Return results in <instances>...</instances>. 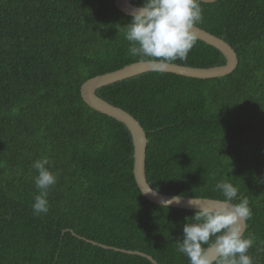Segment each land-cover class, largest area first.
Listing matches in <instances>:
<instances>
[{
    "label": "trees",
    "instance_id": "trees-1",
    "mask_svg": "<svg viewBox=\"0 0 264 264\" xmlns=\"http://www.w3.org/2000/svg\"><path fill=\"white\" fill-rule=\"evenodd\" d=\"M201 7L197 26L238 55L233 73L203 80L151 71L97 95L145 129L154 189L220 200L218 182L238 188L252 213L248 254L264 264V0ZM131 21L115 0H0V264H153L100 244L189 264L177 241L196 211L144 197L131 132L81 94L88 80L143 62L129 53L123 27ZM170 63L213 68L226 58L197 39ZM44 158L57 182L48 212L36 214L32 165Z\"/></svg>",
    "mask_w": 264,
    "mask_h": 264
},
{
    "label": "clouds",
    "instance_id": "clouds-1",
    "mask_svg": "<svg viewBox=\"0 0 264 264\" xmlns=\"http://www.w3.org/2000/svg\"><path fill=\"white\" fill-rule=\"evenodd\" d=\"M202 0H143L132 13V21L125 27L130 43L129 53L143 62L165 66L183 60L194 47L196 26L203 20ZM47 158L38 159L32 167L39 195L32 205L36 214L48 212V189L56 184V175L49 170ZM223 199L211 206H202L191 198L188 203L197 209L183 227L177 241V251L185 255L189 264H254L248 250L252 238H245L246 221L251 217L249 201L238 196V188L228 181L215 186ZM180 197H175L176 202ZM239 200L238 203L234 201ZM210 250L214 256H210Z\"/></svg>",
    "mask_w": 264,
    "mask_h": 264
},
{
    "label": "water",
    "instance_id": "water-1",
    "mask_svg": "<svg viewBox=\"0 0 264 264\" xmlns=\"http://www.w3.org/2000/svg\"><path fill=\"white\" fill-rule=\"evenodd\" d=\"M132 0H115L117 8L132 16L133 11L139 7L131 3ZM218 0H202L204 3H213ZM195 33L197 39L206 42L207 44L218 49L226 58V64L223 66L213 67V68H194L189 66H182L174 63H168L165 66H158L150 64L147 62H137L128 65L120 70L111 72L108 74L100 75L94 77L87 82L81 88V94L83 100L95 111L100 112L110 118H113L129 129L132 134V139L134 143V176L139 189L141 190L144 197L154 204L160 206H166L171 208L197 211L194 207L190 206L188 201L191 197L182 196H171L163 194L158 190L154 189L148 182L146 176V158L148 150V138L145 129L142 125L132 116L130 113L126 112L122 108L116 107L109 102L103 100L97 95V91L105 86L114 84L119 81L126 80L137 75L151 72V71H161L166 73H173L179 76L193 78V79H216L225 77L233 73L239 64V59L236 51L223 39L203 30L202 28L196 26ZM175 197H180V201L176 202ZM200 200L202 206H211L214 199H204L196 198ZM248 228V223L246 221V230ZM245 230V232H246ZM244 232V234H245ZM105 249H112L116 251L126 252L132 255H138L150 260L153 264H158L153 257L138 251H125L119 250L117 248L108 247L101 245ZM210 256H214V251L210 250Z\"/></svg>",
    "mask_w": 264,
    "mask_h": 264
}]
</instances>
